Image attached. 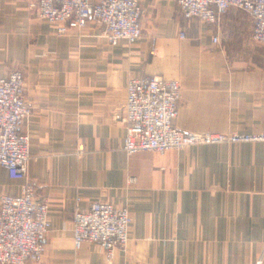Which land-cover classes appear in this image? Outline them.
<instances>
[{"label":"crops","instance_id":"obj_1","mask_svg":"<svg viewBox=\"0 0 264 264\" xmlns=\"http://www.w3.org/2000/svg\"><path fill=\"white\" fill-rule=\"evenodd\" d=\"M29 3L0 0V77L22 69L31 107L28 177L0 166V198L30 180L49 202L41 264H264V142L128 155L122 122L129 80L162 76L182 85L179 130L264 133L252 16L233 7L210 24L185 18L177 0H140L142 37L112 46L94 23L59 36ZM95 202L133 216L111 260L96 244L74 249V214Z\"/></svg>","mask_w":264,"mask_h":264},{"label":"built area","instance_id":"obj_2","mask_svg":"<svg viewBox=\"0 0 264 264\" xmlns=\"http://www.w3.org/2000/svg\"><path fill=\"white\" fill-rule=\"evenodd\" d=\"M187 19L215 24L230 8L252 16L253 40L264 45V0H177ZM29 9L55 27L59 36L94 23L110 45L135 44L143 35L144 9L140 0H30ZM184 38L185 34L182 33ZM214 42L218 37L213 38ZM155 52V48L153 49ZM24 71L13 69L0 77V166L12 178L27 179L31 160L30 138L21 124L30 114ZM182 85L162 76L131 78L126 87L122 122L128 155L142 151L164 154L195 145L264 142V133H193L179 130ZM36 184L27 180L21 194L0 198V264H41L52 222L49 202L36 196ZM133 216L127 207L95 202L77 209L73 218L75 251L96 244L108 260L130 241Z\"/></svg>","mask_w":264,"mask_h":264},{"label":"rangeland","instance_id":"obj_3","mask_svg":"<svg viewBox=\"0 0 264 264\" xmlns=\"http://www.w3.org/2000/svg\"><path fill=\"white\" fill-rule=\"evenodd\" d=\"M176 80H178V79H176ZM179 107H180V105H179ZM201 133H215V132H201ZM223 134H227V133H223Z\"/></svg>","mask_w":264,"mask_h":264}]
</instances>
